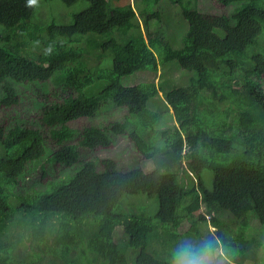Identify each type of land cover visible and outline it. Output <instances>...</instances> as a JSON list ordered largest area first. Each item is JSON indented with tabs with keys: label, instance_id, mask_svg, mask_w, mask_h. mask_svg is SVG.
Returning <instances> with one entry per match:
<instances>
[{
	"label": "trees",
	"instance_id": "16d2710c",
	"mask_svg": "<svg viewBox=\"0 0 264 264\" xmlns=\"http://www.w3.org/2000/svg\"><path fill=\"white\" fill-rule=\"evenodd\" d=\"M86 1L61 21L41 11L37 17L36 0H0V109L7 118L0 124V264H169L174 246L199 242L208 223L226 264H246L234 245L264 237V0H213L227 9L217 13L199 9V0H135L138 12L112 4L120 0ZM168 3L189 24L180 48L162 28L150 31L170 12ZM100 51L111 54L110 68L92 65L93 53L104 57ZM157 54L161 66L175 62L193 73L188 87L167 91L164 81L155 83ZM136 72L153 78L119 83ZM26 90L41 109L33 125L7 116ZM114 108L126 109L127 121L71 127ZM173 120L177 129L159 128ZM99 135L106 146L128 138L152 171H122L108 159L115 181L105 184L80 151L94 148ZM88 171L95 180L86 185ZM12 181L14 191L5 187ZM140 195L138 209L133 197ZM202 207L209 220L195 216ZM259 254L256 264H264V249Z\"/></svg>",
	"mask_w": 264,
	"mask_h": 264
},
{
	"label": "rangeland",
	"instance_id": "374dc122",
	"mask_svg": "<svg viewBox=\"0 0 264 264\" xmlns=\"http://www.w3.org/2000/svg\"><path fill=\"white\" fill-rule=\"evenodd\" d=\"M194 1V0H193ZM112 4L114 6L117 5H127L131 4L132 6H135L134 0H120V1H113ZM89 6V2L86 0H80L76 2L73 5H66L60 0H52V1H45V0H36V7H37V17L39 11L42 12V14H46L48 17L55 16L59 20H65L69 21L72 19V16L76 13H79L83 10H85ZM200 6V7H199ZM199 9L202 11H206V13H217L219 11H227L226 8H224L222 5L218 4L216 1H211L209 3L208 0H199ZM142 8H145V5H141ZM155 7V8H154ZM151 8H154L155 10H158V6H151ZM167 8L170 12L162 11L163 12V20L162 22H157V20H153L150 26V31H155L154 29H157L158 27L156 24H158L159 28L162 27L164 34L166 35V38L171 43L175 44L176 48H180L183 44V41L181 39L183 38V35L187 32L189 28L188 22L184 19L181 9L177 7L176 5L173 7L170 5V3L167 4ZM137 10V9H136ZM176 11V13L174 12ZM138 11V10H137ZM67 14V16H66ZM35 18V20L37 19ZM172 17V18H171ZM60 21V22H61ZM142 23V22H141ZM142 32L143 35L148 37V32L145 27H143L142 24ZM104 57L99 60L97 57V53H93L91 57V63L93 66H96L101 63V66L105 68H110L112 63V58L110 53H102ZM158 61H160L159 54L156 55ZM164 75V78L162 79ZM193 76V73L187 72L180 68L178 63L172 62L168 65L161 66V69L158 73L157 78L155 79V83L164 81V84L166 88L171 90L172 88L170 86H174L176 88L180 87H188L189 79ZM153 75L149 72H136L131 75H126L119 78V83L123 87H133V86H139L150 79H152ZM20 89H23L22 86H19ZM49 88H53V84H49ZM36 103L31 102L29 104L26 103H20V106L18 108H15V110H11L7 116L9 119L11 118H19L26 122H28L30 125H33V122H39L41 117V109L36 108ZM127 117V110L126 109H120V108H114L106 111V114L101 115L100 117L94 118L92 120L89 119H80L76 122L71 123L72 128H76L79 131H81L84 127L87 126H97L98 128H103L105 126L115 124V123H122L126 121ZM136 118V117H133ZM4 121H7V118L5 116V111L3 109H0V124ZM165 121H168V116L165 117ZM160 122L159 128H163L165 131L169 130L170 128L177 129L179 127L178 123L176 121H169V122ZM7 129V128H6ZM102 137V136H101ZM100 135L93 137L92 141L95 143V147L91 149L82 148L80 151L83 155L84 159H91L94 160L96 163V171L97 174H102V179L105 184H110L111 182L115 181V172L113 170V167L110 163H105L104 161L110 159L117 162V166L120 170L126 171L129 168H132L136 165L140 167L138 170V174L145 175L152 171L153 169V163L150 160H147L141 155L135 148L132 141H130L128 138L124 137H115L112 144L106 146L104 139L101 138ZM78 139H75L74 142H77ZM57 170L59 171H65V169L61 168L60 166L57 167ZM136 173V172H135ZM61 174V172H59ZM62 175V174H61ZM204 177L206 179L207 186L211 188L212 185V174L210 172H204ZM83 183L88 185L90 182H94L95 180V174L94 171H88L83 175L82 177ZM7 188L11 191L15 190V185L13 183H7ZM26 200V199H25ZM145 200L143 198V195L133 197V201H136V206L139 209V206H143L142 201ZM152 205V204H151ZM157 202L154 203L152 206H156ZM207 212V211H206ZM199 213H196V216H198ZM229 215V214H228ZM254 216V214H251ZM255 218V216H254ZM226 219V218H225ZM224 220V219H223ZM259 220L255 219L253 222L254 225L258 224ZM187 228V227H186ZM186 228L180 229L181 233H184L186 231ZM201 232L203 233V238L199 240V242L202 241H208L212 243V240L215 239V236L213 234L214 230H207L203 226L200 227ZM25 240L27 239V232H24ZM5 237V235H4ZM26 246L30 245V243H25ZM222 245V242L219 243ZM235 248V254L237 255V251L239 250L240 255H244L247 258L246 264H256L257 258L260 256L259 253H261L264 249V237L259 235V242L254 243L252 240V244L249 245L248 243L240 245L236 243L234 245ZM228 252H231L227 248ZM221 252L226 253L225 248L221 247Z\"/></svg>",
	"mask_w": 264,
	"mask_h": 264
},
{
	"label": "clouds",
	"instance_id": "9594fccd",
	"mask_svg": "<svg viewBox=\"0 0 264 264\" xmlns=\"http://www.w3.org/2000/svg\"><path fill=\"white\" fill-rule=\"evenodd\" d=\"M135 4H136V2H135ZM132 7L134 8L135 12H138L136 10L135 6H132ZM139 19H140V24L142 27L143 20L140 16H139ZM157 22H162V21L157 20ZM156 26L159 28L158 24H156ZM160 28H162V27H160ZM144 37L146 40H148V37H146V36H144ZM101 53L102 52L100 51V53H98V54H101ZM156 59H157V57H156ZM157 62H158V64H160V61H158V59H157ZM159 67L161 69V64ZM164 86H165V84H164ZM170 87L173 90L179 89V88H176L174 86H170ZM165 88H166V86H165ZM166 90L168 91L167 88H166ZM31 97H32L31 92L29 90H26L22 96L21 103H26V104L31 103L32 102ZM162 99H164V95H163ZM16 108H18V107H16ZM128 117H129V114L127 112L126 121H127ZM11 183L14 184V181H12ZM5 187H7V186H5ZM206 211H207L206 208L202 207L198 212H195V216H196V213H199V215L196 216L197 219H200L201 217L205 216L206 219L209 220L210 214H208ZM252 226H258V224L254 225L252 222ZM186 229H190L189 226ZM205 229L215 231V228L210 223H208V225H206ZM213 242H214V240H212V243L208 242V241L194 242L192 240H182V241L178 242L174 246V248L171 250L169 264H226V260L229 261V259H227V253L221 252L222 245H220L218 242L216 244H213ZM236 248H238V247L236 246ZM237 253L240 254L239 250L237 251Z\"/></svg>",
	"mask_w": 264,
	"mask_h": 264
}]
</instances>
